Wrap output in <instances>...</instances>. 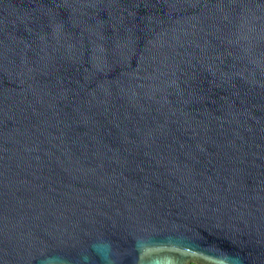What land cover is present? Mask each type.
I'll use <instances>...</instances> for the list:
<instances>
[{
	"label": "water",
	"instance_id": "95a60500",
	"mask_svg": "<svg viewBox=\"0 0 264 264\" xmlns=\"http://www.w3.org/2000/svg\"><path fill=\"white\" fill-rule=\"evenodd\" d=\"M0 264H264V0H0Z\"/></svg>",
	"mask_w": 264,
	"mask_h": 264
}]
</instances>
